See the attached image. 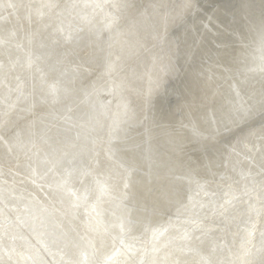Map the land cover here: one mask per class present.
Listing matches in <instances>:
<instances>
[{
    "label": "bare ground",
    "instance_id": "1",
    "mask_svg": "<svg viewBox=\"0 0 264 264\" xmlns=\"http://www.w3.org/2000/svg\"><path fill=\"white\" fill-rule=\"evenodd\" d=\"M154 1L0 0V264H264V0Z\"/></svg>",
    "mask_w": 264,
    "mask_h": 264
},
{
    "label": "rangeland",
    "instance_id": "2",
    "mask_svg": "<svg viewBox=\"0 0 264 264\" xmlns=\"http://www.w3.org/2000/svg\"><path fill=\"white\" fill-rule=\"evenodd\" d=\"M125 2H129V5H130V10H131V12H130V14H129V18H130V22H131V19L132 20H135V19H137V20H139V17H140V21L142 20V18L144 17V14L145 13H148L154 6L156 7V4L158 3V2H156V1H154V0H124ZM167 1V0H166ZM190 1H192V0H190ZM121 2H122V0H121ZM156 2V3H155ZM196 2V1H195ZM201 1L200 0H198V2L197 3H200ZM154 3V4H153ZM192 5L191 6H189V8H188V6L185 8V11L183 12V13H185L187 16H189V15H191L192 14V11H193V9L196 7H192L193 6V3H191ZM136 6V7H135ZM139 6V7H138ZM126 8V5H125V7H124V5H123V3H122V5H121V8ZM187 9V10H186ZM125 11H126V9H125ZM143 11H145V12H143ZM123 12H124V10H123ZM138 12V13H137ZM143 12V15L141 14ZM137 13V14H136ZM142 15V16H141ZM184 17V16H183ZM174 26H171V29L173 28ZM171 31V30H170ZM170 33V32H169ZM247 186V185H246ZM248 187V186H247ZM243 189L242 187H238V188H235V187H233L232 188V190H231V193H232V198H235L234 200H236V199H243V198H246V200H248L249 199V193H248V191L247 192H245V193H241L240 194V192H241V190ZM236 196V197H235ZM238 196H239V198H238ZM246 196H248V197H246ZM248 198V199H247ZM261 216H263L264 217V212L263 213H261V214H259L258 215V217H261ZM215 226H217V225H215ZM255 226H257L258 227V224L256 223L255 224ZM254 238H255V236H254ZM254 238H253V240H254ZM253 240H252V243H251V241H249L247 244H245L246 246H248V247H250V249L253 247V246H255V242L257 243V240H254V242H253ZM241 242V241H240Z\"/></svg>",
    "mask_w": 264,
    "mask_h": 264
},
{
    "label": "water",
    "instance_id": "3",
    "mask_svg": "<svg viewBox=\"0 0 264 264\" xmlns=\"http://www.w3.org/2000/svg\"><path fill=\"white\" fill-rule=\"evenodd\" d=\"M250 187V185H248V188ZM248 193H249V191H248Z\"/></svg>",
    "mask_w": 264,
    "mask_h": 264
}]
</instances>
